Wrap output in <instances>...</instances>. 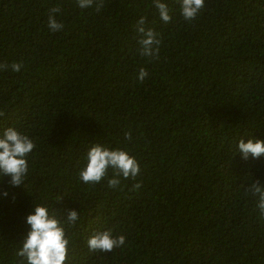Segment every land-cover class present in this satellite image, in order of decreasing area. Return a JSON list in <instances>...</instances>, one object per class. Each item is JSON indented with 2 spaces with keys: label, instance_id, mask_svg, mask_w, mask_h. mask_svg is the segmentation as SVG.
Masks as SVG:
<instances>
[{
  "label": "trees",
  "instance_id": "1",
  "mask_svg": "<svg viewBox=\"0 0 264 264\" xmlns=\"http://www.w3.org/2000/svg\"><path fill=\"white\" fill-rule=\"evenodd\" d=\"M161 2L168 23L154 0H104L99 12L0 0V64L22 65L0 70V134L12 126L35 144L24 183L0 176V264H19L36 204L61 220L65 264H264V217L246 194L264 184V155L238 151L241 139L264 141V0H205L192 21L180 0ZM141 17L161 40L158 59L140 55ZM95 143L134 156L135 180L110 188L109 169L100 183L81 181ZM104 230L125 244L89 250Z\"/></svg>",
  "mask_w": 264,
  "mask_h": 264
},
{
  "label": "clouds",
  "instance_id": "2",
  "mask_svg": "<svg viewBox=\"0 0 264 264\" xmlns=\"http://www.w3.org/2000/svg\"><path fill=\"white\" fill-rule=\"evenodd\" d=\"M104 0H76L79 8L85 9L95 6L97 12L103 7ZM205 0H180L181 15L186 21L194 20L204 7ZM156 9L162 21L168 23L171 20L168 6L161 0H154ZM60 12L59 7L49 9L48 28L52 32L64 28L62 22L56 19L55 14ZM145 18L141 17L137 22L136 32L139 34V52L143 57L152 59L159 58L161 40L152 29L144 27ZM11 68L13 72H19L22 68L20 63L11 65L0 64V70ZM148 72L140 68L138 80L143 82ZM4 113L0 111V116ZM126 140H131V132H126ZM33 140L16 128L6 127L0 134V176H9L12 186H19L25 182L28 174L27 156L34 149ZM238 151L242 158L249 155L259 158L264 155V141L249 139L245 142L241 139L238 143ZM109 169L112 176L107 179V185L115 189L120 185V177L133 179L140 173V166L134 156H131L123 148L110 149L109 147L95 143L87 151L85 166L79 171V179L86 184H97L108 176ZM140 183L133 185L139 189ZM258 198L257 208L261 217H264V184L255 180L246 190ZM4 196L8 193L5 191ZM65 223L73 224L79 219L76 210H69L66 214ZM30 229L23 238L22 247L16 255L20 258L19 264H65L68 257L69 240L66 238L65 229L61 220L57 218L55 211L49 212L47 206L36 204L34 210L26 217ZM125 244L123 235L113 236L111 230L95 231L87 240V246L91 251L111 252L114 248Z\"/></svg>",
  "mask_w": 264,
  "mask_h": 264
}]
</instances>
